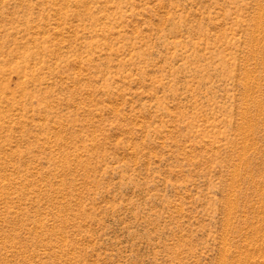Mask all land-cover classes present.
<instances>
[{
  "label": "rangeland",
  "instance_id": "rangeland-1",
  "mask_svg": "<svg viewBox=\"0 0 264 264\" xmlns=\"http://www.w3.org/2000/svg\"><path fill=\"white\" fill-rule=\"evenodd\" d=\"M0 264H264V0H0Z\"/></svg>",
  "mask_w": 264,
  "mask_h": 264
}]
</instances>
